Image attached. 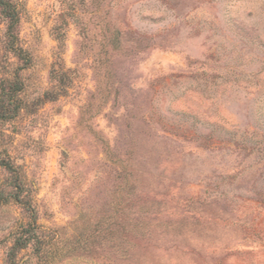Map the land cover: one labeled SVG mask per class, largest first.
<instances>
[{"label":"rangeland","instance_id":"374dc122","mask_svg":"<svg viewBox=\"0 0 264 264\" xmlns=\"http://www.w3.org/2000/svg\"><path fill=\"white\" fill-rule=\"evenodd\" d=\"M10 1L0 151L42 235L19 263L264 264V0ZM6 198L0 264L30 221Z\"/></svg>","mask_w":264,"mask_h":264},{"label":"trees","instance_id":"16d2710c","mask_svg":"<svg viewBox=\"0 0 264 264\" xmlns=\"http://www.w3.org/2000/svg\"><path fill=\"white\" fill-rule=\"evenodd\" d=\"M0 17L6 24V36L12 51L17 57H21L22 49L16 46L19 17L10 0H0ZM52 72L51 78L58 79L59 72L54 68ZM20 90L21 86L17 79L6 81L4 85H0V123L16 118L19 111L22 110L21 101L16 96ZM0 168L10 175L9 180L5 183L6 186L10 187V192L7 195L0 192V199L5 200L9 196L28 213L30 219L27 225L20 227L11 235V245L6 254L7 264H20L17 255L21 250L30 247L35 254L39 253L42 235L35 224L36 216L33 207L29 201L22 197L23 186L19 174L4 151H0Z\"/></svg>","mask_w":264,"mask_h":264}]
</instances>
